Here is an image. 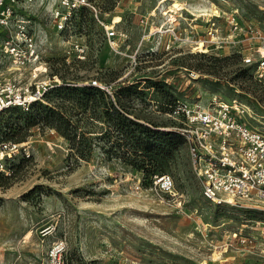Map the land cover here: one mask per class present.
I'll list each match as a JSON object with an SVG mask.
<instances>
[{
  "label": "rangeland",
  "instance_id": "1",
  "mask_svg": "<svg viewBox=\"0 0 264 264\" xmlns=\"http://www.w3.org/2000/svg\"><path fill=\"white\" fill-rule=\"evenodd\" d=\"M97 1L105 20L113 17L126 34L119 53L85 14L82 36L69 38L86 43L85 58H67L68 43L49 16L51 0L27 9L33 31L46 37L43 60L69 84L27 110L0 115V136L30 146L28 158L0 173V264H38L56 241L63 242L67 264H264L257 225L264 204L206 200L184 140L155 171L171 176L177 192L171 196L154 187L151 164L115 150L114 138L102 135L109 106L176 128L181 119L165 106L172 98L236 99L244 119L264 128V84L242 63L245 26L264 32V0ZM230 15L240 30L231 32ZM4 35L0 29V41ZM199 42L203 49L195 50ZM9 68L0 52L4 76L18 75ZM94 78L108 91L90 87Z\"/></svg>",
  "mask_w": 264,
  "mask_h": 264
},
{
  "label": "built area",
  "instance_id": "2",
  "mask_svg": "<svg viewBox=\"0 0 264 264\" xmlns=\"http://www.w3.org/2000/svg\"><path fill=\"white\" fill-rule=\"evenodd\" d=\"M36 2L42 4L43 0H0V29L5 33L0 41V52L9 60L11 73H18L6 78L0 69V115L10 108L27 110L34 103L44 102L50 90L69 84L51 72L43 60L42 46L46 37L42 31H33L27 13ZM48 11L57 33L65 38L63 43H68L63 45L65 57L85 58L86 43L77 39L69 42L73 34L82 36L81 17L85 14L99 25L100 38L112 50L121 52L120 43L126 40V34L117 31L115 26L119 22H114L113 17L105 20V12L97 0H51ZM228 23L231 32L241 29L233 15L228 18ZM213 28L214 22L210 26ZM245 31L249 34L246 38L248 52L242 55V63L264 84V32L250 24L245 26ZM130 57L134 59L133 54ZM89 85L108 91L95 78ZM165 106L168 115L181 119L182 124L172 130L189 146L191 166L206 200L230 206L264 204V128L244 119L236 99H213L201 104L175 98ZM29 148L27 140L14 141L0 136V173L10 174L11 162L18 157L28 158ZM151 182L159 192L171 196L177 194L168 173L154 174ZM258 223L262 224L261 231L264 232V221ZM233 237H236L235 232ZM239 239L245 240L240 236ZM38 264H67L63 242L51 244Z\"/></svg>",
  "mask_w": 264,
  "mask_h": 264
},
{
  "label": "trees",
  "instance_id": "3",
  "mask_svg": "<svg viewBox=\"0 0 264 264\" xmlns=\"http://www.w3.org/2000/svg\"><path fill=\"white\" fill-rule=\"evenodd\" d=\"M60 87L62 86L52 90ZM90 87L94 86L90 85ZM101 93L103 94V92ZM174 99L175 98L170 99L169 102L165 104L172 103ZM38 103L40 102H37V104ZM35 104L36 103L31 107ZM104 116L108 128L102 132V135H109L114 138L110 147L115 148V150L123 148L120 150L123 154L127 156L133 155L141 165L145 163L151 164L152 168L150 172L153 173V175L164 173H155V171L161 170L165 158L171 157L172 151L184 140L183 137L174 130L163 129L149 122H140L131 119L125 116L124 113L117 111L113 106L105 107Z\"/></svg>",
  "mask_w": 264,
  "mask_h": 264
},
{
  "label": "bare ground",
  "instance_id": "4",
  "mask_svg": "<svg viewBox=\"0 0 264 264\" xmlns=\"http://www.w3.org/2000/svg\"><path fill=\"white\" fill-rule=\"evenodd\" d=\"M215 9H216V8H215ZM216 12H217V11H216ZM115 21H116V20H115ZM115 21H114V22H115ZM194 48H195V50H202V49H203V48H202V42H199L198 45H197L196 47H194ZM194 74H195V73H193V76H194ZM195 76H196V75H195Z\"/></svg>",
  "mask_w": 264,
  "mask_h": 264
}]
</instances>
